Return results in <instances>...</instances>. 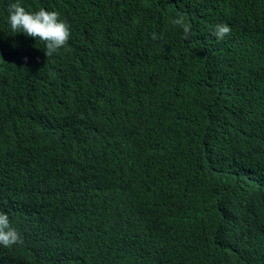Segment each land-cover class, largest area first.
<instances>
[{"label":"trees","instance_id":"16d2710c","mask_svg":"<svg viewBox=\"0 0 264 264\" xmlns=\"http://www.w3.org/2000/svg\"><path fill=\"white\" fill-rule=\"evenodd\" d=\"M13 2L29 12L44 8L61 14L71 32L65 47L46 57L42 41L13 33L8 23ZM230 2L239 10L235 29L244 35L231 34L222 41L202 38L201 14L211 17L210 5L227 7ZM178 16L191 25L187 40L171 23ZM117 28L130 30L136 38H157L153 45L135 48L127 59L124 53L117 58L108 41ZM36 56H45L50 80L41 75L43 58ZM247 72L253 75L249 80ZM55 75L70 87L75 78L81 79V112L102 109L117 92L121 97H149L159 105L150 125L174 136L168 157L170 185L200 210L207 206L209 215L207 226L193 207L167 224L138 216L153 225L149 229L156 240L148 249L150 264H209L204 244L223 220L239 223L245 235L241 248L264 246V181L258 158L264 144V0H0V107L26 106L13 97L15 92L30 96L32 106L44 102ZM61 82L50 102L57 100ZM33 83L39 88L32 92ZM158 165L166 171L162 156ZM46 168L44 163L35 169L40 183L47 181ZM46 205L43 213L25 214L24 219L46 227L72 223V205L53 207L47 199ZM191 217L195 224L189 222ZM138 227L144 231L146 224L139 220ZM225 260L241 264L237 252L228 253Z\"/></svg>","mask_w":264,"mask_h":264},{"label":"clouds","instance_id":"9594fccd","mask_svg":"<svg viewBox=\"0 0 264 264\" xmlns=\"http://www.w3.org/2000/svg\"><path fill=\"white\" fill-rule=\"evenodd\" d=\"M230 4L210 5L211 17L201 14L202 38L222 41L231 34L244 35L235 29L238 7ZM62 18L44 8L26 11L18 2L8 8L12 32L33 37L34 43L42 41L46 57L68 43L70 27ZM171 23L183 30L185 40L190 38L191 25L183 16ZM156 38L155 34L136 38L130 30L117 28L108 41L115 57L124 53L127 59L135 48L153 45ZM45 56L36 58H43L40 73L50 80ZM252 76L246 73L248 80ZM54 78L44 102L32 106L30 96L15 92L13 97L27 105L0 107V264H150L148 249L156 237L150 233L153 225L138 216L167 224L193 207L207 226V206L200 210L170 185L168 157L174 136L150 125L158 115L156 101L117 92L102 109L81 112L77 109L81 79L75 78L70 87L60 75ZM58 80L62 82L57 100L50 102ZM96 86L91 88L109 96ZM38 88L33 83L32 92ZM161 156L166 171L159 169ZM258 158L264 181V144ZM44 163L49 175L40 183L35 169ZM46 199L53 207L72 205V223L47 227L28 223L24 215L43 213L48 209ZM139 220L146 224L144 231ZM189 222L196 220L191 217ZM241 240L245 235L237 221H220L218 232L204 244V259L209 264H231L225 257L233 251L241 264H264V246L243 249Z\"/></svg>","mask_w":264,"mask_h":264}]
</instances>
